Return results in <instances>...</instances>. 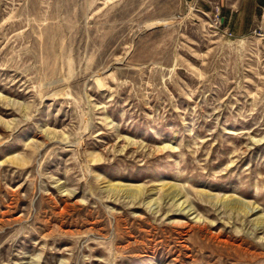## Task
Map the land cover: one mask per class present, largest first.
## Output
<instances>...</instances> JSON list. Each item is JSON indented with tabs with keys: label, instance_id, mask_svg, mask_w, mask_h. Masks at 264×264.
Returning <instances> with one entry per match:
<instances>
[{
	"label": "rangeland",
	"instance_id": "rangeland-1",
	"mask_svg": "<svg viewBox=\"0 0 264 264\" xmlns=\"http://www.w3.org/2000/svg\"><path fill=\"white\" fill-rule=\"evenodd\" d=\"M223 9L0 0V264H264V25Z\"/></svg>",
	"mask_w": 264,
	"mask_h": 264
},
{
	"label": "crops",
	"instance_id": "crops-1",
	"mask_svg": "<svg viewBox=\"0 0 264 264\" xmlns=\"http://www.w3.org/2000/svg\"><path fill=\"white\" fill-rule=\"evenodd\" d=\"M198 5L202 0H183ZM224 6L223 24L237 37L248 34L253 27L264 25V0H220Z\"/></svg>",
	"mask_w": 264,
	"mask_h": 264
},
{
	"label": "built area",
	"instance_id": "built-area-1",
	"mask_svg": "<svg viewBox=\"0 0 264 264\" xmlns=\"http://www.w3.org/2000/svg\"><path fill=\"white\" fill-rule=\"evenodd\" d=\"M228 35H229V36H231V34H230V33H229Z\"/></svg>",
	"mask_w": 264,
	"mask_h": 264
},
{
	"label": "bare ground",
	"instance_id": "bare-ground-1",
	"mask_svg": "<svg viewBox=\"0 0 264 264\" xmlns=\"http://www.w3.org/2000/svg\"><path fill=\"white\" fill-rule=\"evenodd\" d=\"M170 22V21H169ZM151 24H153V23H151ZM150 25V24H149Z\"/></svg>",
	"mask_w": 264,
	"mask_h": 264
}]
</instances>
